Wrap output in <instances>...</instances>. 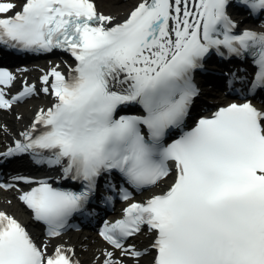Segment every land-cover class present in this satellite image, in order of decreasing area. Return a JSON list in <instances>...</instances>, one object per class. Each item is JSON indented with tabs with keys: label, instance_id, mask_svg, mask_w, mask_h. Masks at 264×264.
I'll return each mask as SVG.
<instances>
[{
	"label": "snow or ice",
	"instance_id": "obj_1",
	"mask_svg": "<svg viewBox=\"0 0 264 264\" xmlns=\"http://www.w3.org/2000/svg\"><path fill=\"white\" fill-rule=\"evenodd\" d=\"M233 8L264 20V0H136L123 18L97 0H0V51L73 61L37 83L0 66V110L52 97L0 166L29 156L57 173L0 182L42 226L37 238L0 208V264H81L62 240L70 221L116 199L92 264H264V24L241 28ZM213 54L242 66L228 80L239 102L189 125L195 74Z\"/></svg>",
	"mask_w": 264,
	"mask_h": 264
},
{
	"label": "bare ground",
	"instance_id": "obj_2",
	"mask_svg": "<svg viewBox=\"0 0 264 264\" xmlns=\"http://www.w3.org/2000/svg\"><path fill=\"white\" fill-rule=\"evenodd\" d=\"M97 3L100 11L123 18L134 6L136 0H97ZM50 65L51 64H43L35 69L22 73L20 75L21 81L26 78L28 81H33L35 83L38 82V76L42 74L41 70H46ZM42 95L43 98L34 97L23 103L14 105L11 111L0 110V126L6 125L8 129L6 134L0 133V147L9 144L20 131L28 126L30 119L34 116L35 111L39 107L47 106L48 97L44 94ZM17 116H19L20 119H17ZM165 183H167V181ZM158 190L159 189L154 188L151 191L156 192ZM148 195V192L144 194V196ZM9 200L12 201L11 205L7 203ZM0 208L14 214H24L21 207L17 204L14 192L12 191H0ZM149 239V236L145 232V234L136 238V243L139 247H144L149 243ZM62 240L63 242L74 246L81 264H92L94 253L98 254L97 250L104 246V243H102L95 235L84 237L70 234L63 236ZM129 264H132V262L129 261ZM141 264H147V257L142 260Z\"/></svg>",
	"mask_w": 264,
	"mask_h": 264
}]
</instances>
